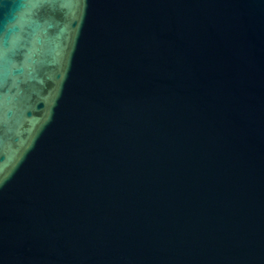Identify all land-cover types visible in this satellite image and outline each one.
Returning a JSON list of instances; mask_svg holds the SVG:
<instances>
[{
	"label": "water",
	"instance_id": "obj_1",
	"mask_svg": "<svg viewBox=\"0 0 264 264\" xmlns=\"http://www.w3.org/2000/svg\"><path fill=\"white\" fill-rule=\"evenodd\" d=\"M0 264H264V0H0Z\"/></svg>",
	"mask_w": 264,
	"mask_h": 264
}]
</instances>
